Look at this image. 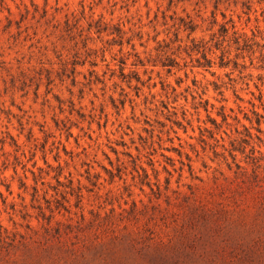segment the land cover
<instances>
[{
  "label": "clouds",
  "instance_id": "1",
  "mask_svg": "<svg viewBox=\"0 0 264 264\" xmlns=\"http://www.w3.org/2000/svg\"><path fill=\"white\" fill-rule=\"evenodd\" d=\"M178 201L264 205V0H0V264L60 226L166 235Z\"/></svg>",
  "mask_w": 264,
  "mask_h": 264
},
{
  "label": "rangeland",
  "instance_id": "2",
  "mask_svg": "<svg viewBox=\"0 0 264 264\" xmlns=\"http://www.w3.org/2000/svg\"><path fill=\"white\" fill-rule=\"evenodd\" d=\"M73 194L79 195L75 191ZM162 196L160 192L152 193L153 199ZM178 204L182 217L166 235L148 226L137 233L115 231L108 227L110 218L100 221L105 226L103 239L98 236L88 241L79 252L50 243L69 234L68 228L60 226L59 234L49 228L35 250L25 248V256L31 264H53V257L60 255L74 257L75 264H264V223L255 222L264 220V205L258 208L251 226L246 227L228 223L222 212L207 211L192 202ZM52 206L61 208L63 200H55ZM148 214L165 215L159 209L150 212L147 208H134L124 218L134 222L137 216ZM4 247L0 241V248Z\"/></svg>",
  "mask_w": 264,
  "mask_h": 264
}]
</instances>
